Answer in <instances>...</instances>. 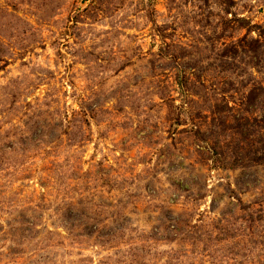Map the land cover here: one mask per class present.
Here are the masks:
<instances>
[{"label":"rangeland","instance_id":"obj_1","mask_svg":"<svg viewBox=\"0 0 264 264\" xmlns=\"http://www.w3.org/2000/svg\"><path fill=\"white\" fill-rule=\"evenodd\" d=\"M0 264H264V0H0Z\"/></svg>","mask_w":264,"mask_h":264}]
</instances>
